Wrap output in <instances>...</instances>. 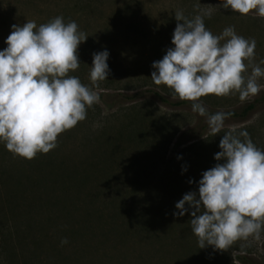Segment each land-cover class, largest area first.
<instances>
[{
  "label": "rangeland",
  "instance_id": "1",
  "mask_svg": "<svg viewBox=\"0 0 264 264\" xmlns=\"http://www.w3.org/2000/svg\"><path fill=\"white\" fill-rule=\"evenodd\" d=\"M177 10L189 19L211 11L207 29L218 35L234 26L256 40L255 63L264 60V18L224 9L222 0H0V50L13 24L75 21L88 38L69 75L99 97L47 154L25 159L0 142V264H245L238 256L264 264V228L259 239L237 240L228 250L201 249L190 206L175 215L184 194L198 193L203 172L222 162L214 157L225 132H247L264 150V77L261 90L245 99L200 98L209 115L259 99L243 119L226 115L215 136L192 106L154 94L179 99L151 79L153 62L174 47ZM104 50L110 72L93 86V53Z\"/></svg>",
  "mask_w": 264,
  "mask_h": 264
},
{
  "label": "clouds",
  "instance_id": "2",
  "mask_svg": "<svg viewBox=\"0 0 264 264\" xmlns=\"http://www.w3.org/2000/svg\"><path fill=\"white\" fill-rule=\"evenodd\" d=\"M222 7L264 18V0H222ZM174 15V47L153 62L151 79L171 89L174 97L192 101V110L207 117L215 136L224 128L226 114L209 115L198 101L207 95L239 93L245 99L257 94L264 60L255 63L256 40L238 35L234 26L218 35L207 29L204 17L210 18L211 11L191 19L180 10ZM11 27L7 47L0 50V142L31 160L54 149L58 135L84 120L99 97L69 75L79 68L78 48L88 38L75 21L65 23L57 16L39 26L27 20ZM108 58L107 50L93 53V86L108 78ZM219 147L214 158L222 162L203 172L198 193L188 192L176 203L177 216L189 211L186 204L192 209L191 230L201 249L228 250L237 240L259 239L264 228V150L247 132L235 134V129L223 134ZM67 243L66 237L61 240V245Z\"/></svg>",
  "mask_w": 264,
  "mask_h": 264
},
{
  "label": "trees",
  "instance_id": "3",
  "mask_svg": "<svg viewBox=\"0 0 264 264\" xmlns=\"http://www.w3.org/2000/svg\"><path fill=\"white\" fill-rule=\"evenodd\" d=\"M154 94L158 97V99L166 104H170V105H183V104H188L190 106H192L193 102L192 101H188V100H181L180 98L177 100H170L168 97H166L165 95L161 94L160 92L157 91H153ZM259 101V99H255L251 102L246 103L244 106H242L239 109H234V110H229L227 112H225L226 115L231 116V117H235V118H240L243 119L245 118L248 113L254 109L255 104ZM217 113V112H216ZM182 136V135H181ZM180 138L176 141V145H179L182 143V139ZM238 259H240V261H242L245 264H259V263H255V262H251L249 259H247L244 256H238Z\"/></svg>",
  "mask_w": 264,
  "mask_h": 264
}]
</instances>
